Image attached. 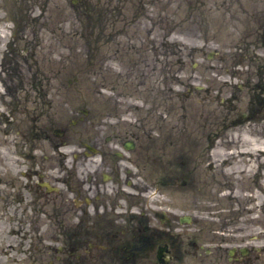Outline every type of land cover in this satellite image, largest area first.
Here are the masks:
<instances>
[{
	"label": "flooded vegetation",
	"instance_id": "obj_1",
	"mask_svg": "<svg viewBox=\"0 0 264 264\" xmlns=\"http://www.w3.org/2000/svg\"><path fill=\"white\" fill-rule=\"evenodd\" d=\"M32 3L43 2L15 0L8 9L0 0L4 22L13 13L9 22L21 26L18 13L33 10L27 7ZM106 10L100 8L101 22ZM11 40H18L14 32ZM1 62L0 264H264V150L246 161L254 180L240 172L237 196L225 194L222 185L212 197L194 199L191 214H177L160 195L167 181L166 168L158 166L179 159L182 146H170L165 154L149 139L145 124L161 121L157 114L166 104L161 90L155 93L148 82L144 118H128L127 104L120 101L112 114L99 112L102 103L86 102L73 111L77 120H70L69 88L23 87L18 76L12 85ZM234 63L224 71L223 129L261 134L264 56L255 79L243 80L244 70ZM154 64L134 62L129 69L139 65L145 69L135 71L145 78L163 77L165 64ZM237 101L241 111L233 106ZM70 124L78 126L77 134L71 135ZM191 163L196 167L201 161ZM188 176L199 182L198 173ZM187 182L182 180L181 187Z\"/></svg>",
	"mask_w": 264,
	"mask_h": 264
},
{
	"label": "rangeland",
	"instance_id": "obj_2",
	"mask_svg": "<svg viewBox=\"0 0 264 264\" xmlns=\"http://www.w3.org/2000/svg\"><path fill=\"white\" fill-rule=\"evenodd\" d=\"M14 1L6 0V7L14 6ZM39 2L43 3L27 5L33 10L18 13L21 26L9 22L13 13L4 22L0 12V62L5 60L1 63L6 66V79L12 76V85L18 76L23 87L66 86L70 120L77 118L73 111L86 102L102 103L99 112L112 114L120 101L127 104V117L136 119L145 117L150 81L155 93L161 90L166 104L164 112L157 114L161 121L145 123L149 139L159 142L165 154L170 146L177 150L182 146L179 159L168 158L158 166L166 168L167 181L160 195L177 214H191L194 199L212 197L222 185L225 194L232 191L237 196L242 188L240 172L242 178L254 180L253 167L244 165L264 150V123L261 134L247 131L248 136L239 127L223 129L228 94L223 84L224 71L234 61L244 70L240 71L243 80L256 77L264 56V0ZM101 7L107 9L102 22ZM13 32L18 40L11 43ZM145 61L151 67L155 62L165 64L163 77L145 78L142 71H135L145 69L139 65L129 69L134 62ZM129 73L134 77L126 78ZM233 106L242 110L240 101ZM70 128L71 135L78 133V126L70 124ZM196 160L201 164L194 167L191 162ZM172 161L175 165L169 167ZM191 171L198 173L197 184L188 176ZM182 180L188 181L186 188L181 187ZM149 190L152 195V185Z\"/></svg>",
	"mask_w": 264,
	"mask_h": 264
}]
</instances>
